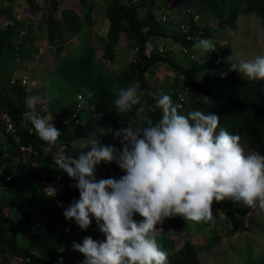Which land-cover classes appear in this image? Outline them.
<instances>
[{
    "label": "trees",
    "instance_id": "obj_1",
    "mask_svg": "<svg viewBox=\"0 0 264 264\" xmlns=\"http://www.w3.org/2000/svg\"><path fill=\"white\" fill-rule=\"evenodd\" d=\"M103 1L106 3L104 15L109 25L105 55L113 58L114 48L118 46L123 35L125 40L131 43L129 48L135 51L133 61L128 71L111 77L96 70L92 49L83 51L75 58H59L46 80L48 90H43L41 93V102L36 105V112L41 116H47L53 110L64 113V102L71 97L82 100L87 108L93 109L81 113L77 124L74 122L65 124L63 114L55 119L54 126L62 134L57 146L52 148L48 156L43 154L44 142L36 136L27 115L30 109L26 103L28 98L26 87L17 82L11 86L9 92L0 90V115L7 116L12 124L10 131L7 130L6 125L0 127L4 136V140H0V190L3 196L0 199V264H9L12 259H18L21 264H58L56 261L58 254L71 242L69 239L71 224L65 220L64 208L60 205L68 206L73 200L79 199V193L71 187L75 183L71 179L63 186L56 182L53 187L58 189L55 197L59 206L53 204L51 199L46 203L41 202L45 194L40 183L55 182L57 171L52 161L53 153L61 147H68L73 140L86 138L93 132L101 139L102 144L113 143L107 128L111 126L114 130L118 129L121 126L120 121L121 124L132 123L136 126L135 111L140 105L134 106L128 113L120 114V117L115 112L116 90L113 86L116 83L126 87L133 81L138 82L139 90L145 93L141 97V104L144 103L146 107L145 115L150 116L154 122L158 120L161 112L158 109L151 110L155 101L147 95L148 92L156 94L157 92L147 86L144 77V74L158 63L166 62L171 65L182 77L184 88L193 87L206 96V100L210 103L209 108L201 98H198L193 104V110L219 115L220 127L230 134L240 135L241 142L244 141L251 151L264 155V82H248L247 78H234L225 69L226 46L217 47L216 51L210 52L202 63H197L195 58H189V66H181L166 59L164 53L159 54L157 48L165 43L153 39L159 36L167 41L171 39L190 52V48L195 43L187 41L180 33L179 28L182 24H188L190 32L198 35L199 39H208L212 37L213 30L203 29L198 23V19L206 13L215 17L218 30L225 27L235 29L236 21L241 14L254 15L264 23V0H188V4L194 8L193 13L190 14L188 10L189 12L176 15L173 20L166 18L164 21L162 17L166 15L162 8L166 4L165 0ZM30 3L35 11L37 8L33 7L32 1ZM57 4V0H50L52 12L57 11ZM227 5L230 8H226ZM140 9H144L143 14L140 13ZM84 18L88 20L89 13L86 12L83 17H79L70 9L63 10L61 21L55 20L52 14H49L46 22L47 41L58 45V52L62 51L67 39H61L60 34L62 31H69L73 35L81 32L87 27ZM10 19L11 25H7L4 29L0 28V72L2 73L5 68L8 81L18 66L17 59L24 58L23 49L26 46V41L21 40L17 33V29L22 27L23 23L14 17ZM159 22L166 24L168 29L162 28ZM147 45L152 47L149 57L146 55ZM221 73H227L226 77H222ZM200 77L205 81H213L216 78L224 80L221 82L220 90H215L207 85H200L198 81ZM85 89L92 93L91 98L84 92ZM177 95L178 93L174 92L175 103L178 100ZM99 127L105 128L103 134L99 131ZM31 129L32 133H30ZM21 147L25 150L22 151ZM24 153H27L28 157L24 158ZM100 171L101 169L97 170L98 178H101ZM232 209L240 215L247 212V209L238 207ZM5 210L9 213L7 214ZM71 223L79 230L82 240L85 236H91L95 240L104 239L94 220L86 232L81 231L75 222ZM23 225L33 232V239L27 246L19 245L15 233L17 227ZM170 225L175 234L181 232L178 217L170 219ZM67 227L69 230L65 233ZM161 247L167 252L168 264L198 262V252L189 241H185L182 246L174 250V243L163 236ZM83 259L81 254L78 264H81Z\"/></svg>",
    "mask_w": 264,
    "mask_h": 264
},
{
    "label": "clouds",
    "instance_id": "obj_2",
    "mask_svg": "<svg viewBox=\"0 0 264 264\" xmlns=\"http://www.w3.org/2000/svg\"><path fill=\"white\" fill-rule=\"evenodd\" d=\"M193 47L212 53L217 46L211 39H198ZM231 71L239 72L248 82H264V55L232 63ZM113 87L119 117L140 105L135 111L136 126L120 121L118 129L107 128L114 143L102 144L93 132L81 139L84 150L69 155L61 147L52 157L55 170L66 173L75 182L71 187L79 193V199L68 206L60 205L65 220L75 222L84 232L94 220L104 237L95 240L85 236L81 243L72 242V250L84 257L81 264H168L167 252L155 238L157 225L181 217L185 224L204 223L211 230L215 227L213 203L226 199L264 209V155L246 152L240 135L220 127L219 115L201 110L181 114V106L173 103L171 95L148 92L155 101L151 110L161 112L154 122L145 115L146 107L141 104L145 93L139 90L138 82ZM84 92L91 98L90 91ZM77 101L82 102L77 98L74 106ZM40 102L39 96L27 98V115L36 136L44 142L43 154L48 156L62 133L52 123V115L36 112ZM83 106L85 113L88 108ZM99 131L103 134L105 128L99 127ZM102 164H115L123 175L98 178L97 169ZM40 187L51 202L57 200V188ZM53 204L59 206L58 200ZM59 264H63L62 258Z\"/></svg>",
    "mask_w": 264,
    "mask_h": 264
},
{
    "label": "rangeland",
    "instance_id": "obj_3",
    "mask_svg": "<svg viewBox=\"0 0 264 264\" xmlns=\"http://www.w3.org/2000/svg\"><path fill=\"white\" fill-rule=\"evenodd\" d=\"M30 1L33 2V7L37 8L35 11L32 9ZM57 1V11L52 12L50 0H0V28L4 29L7 25H11L10 17H14L23 23V26L17 29V33L21 40L26 41V46L23 49L24 58L19 57L17 59L18 66L11 79L8 81L5 68L2 73L0 72V90L2 92H9L11 86L18 82L26 87L28 98L31 96L41 97L43 90L47 89L48 83L46 80L59 58H75L89 49H92L96 70L107 73L111 77H116L123 71L129 70L135 51L129 48L131 43L126 41L123 35L118 46L114 48L113 58L105 55L109 25L104 15L106 3L103 0ZM164 2L166 4L163 5L162 11L165 13L167 20H173L176 15L184 14L188 10L190 14L194 12V8L188 4V0H165ZM226 8H230V6L227 5ZM64 9L73 10L79 17H83V14L87 12L89 13V19L84 18L83 21L87 27L76 33V35L75 33L74 35L71 34L69 31H62L60 34L61 39L67 40L63 44V50L58 52V45L47 41L46 22L49 14H52L55 20L61 21ZM140 10V13L143 14L144 9ZM158 15L160 18L161 11ZM159 23L162 28L168 29L166 24ZM198 23L203 29L213 30L212 37L208 39H211L217 47H227V54L224 58L225 69L234 78H241L242 76L237 71H231L232 63H238L241 60L248 61L258 55H264V23L254 15L244 16L241 14L236 21L235 29L225 27L218 30V22L209 13L200 17ZM159 37L153 39L164 41L162 53L167 57L166 59L181 66H189V56L183 53L184 48L180 44L171 39L167 41ZM147 46V50H149L151 47ZM190 52L196 54L194 58L197 63L204 62L210 53V51L205 52L194 49L193 46L190 48ZM26 57L29 61L26 60ZM144 77L147 86L151 90H155L158 95L161 93L169 94L173 100L174 92L178 95L181 94L183 99L178 102L181 106L179 109L181 114L193 111V104L198 98L203 100L207 108L210 106L206 96L195 88L189 87V91L184 92L182 77L166 62L154 65L150 71L144 74ZM200 78L198 80L200 85H207L215 90H220L221 82L224 80L223 78H216L213 81H205L202 77ZM133 83L136 82L133 81L127 86ZM76 100V98L71 97L64 102V113H60L58 110L49 112L47 116H53L52 123L54 124L55 119L61 114L64 115V121L67 122V119L74 113L73 103ZM173 103L177 104L174 101ZM88 109L92 110L93 108L88 107ZM4 123L5 116L0 115V127L5 125ZM0 140H4L1 131ZM115 143L119 147V143ZM241 144L246 152H251L244 141ZM85 146L81 139H75L64 149H66L67 154L74 155L75 153L72 151L84 150ZM60 150L61 148L58 151ZM56 152L53 154L55 155ZM25 157H28L27 153H24ZM98 169H101L100 177L104 179L109 177L118 179L123 175L115 164H102ZM2 197V191L0 190V199ZM48 199V196H45L41 202L46 203ZM235 207L247 209V212L240 215L232 209ZM5 212L9 213L8 210H5ZM212 213L215 218V227L211 230L202 223L193 224L188 222L185 224L184 220L178 217L181 232L175 234L171 228L170 219L166 220L162 225H157L158 231L155 233L157 243L161 247V239L164 236L165 239L174 243V250H176L185 241H189L198 252L197 264H261L264 262V209H260L258 205L254 208H247L226 199L223 202H214ZM135 218L137 221L141 219L138 215ZM70 224L69 239L71 242L58 254L56 258L58 264L61 258L63 264H78L81 257L80 253L72 250V242L81 243L82 238L75 225ZM15 233L20 246H27L33 239V232L24 225L17 227ZM213 237L215 238L213 239ZM9 264H21V262L18 259H12Z\"/></svg>",
    "mask_w": 264,
    "mask_h": 264
},
{
    "label": "built area",
    "instance_id": "obj_4",
    "mask_svg": "<svg viewBox=\"0 0 264 264\" xmlns=\"http://www.w3.org/2000/svg\"><path fill=\"white\" fill-rule=\"evenodd\" d=\"M187 12H189V11H187ZM165 19H166V17L163 16L162 20L164 21ZM179 30H180V33L183 34L186 37V40L189 42L196 43L197 40L199 39L198 35H195L194 33L190 32V26L188 24H182L180 26ZM162 46H163V44L157 48L159 54H161L163 52ZM151 49H152V47L149 50H147V53H146L147 57L150 56ZM183 53L188 54L189 58H194V56L189 52V50L187 48L183 49ZM135 64L138 65V63H135ZM185 91H189V88L185 87L184 92ZM177 97H178V100L176 103L180 105V103H178V102L182 101V99H183L182 95L179 94V95H177ZM85 109L86 108L83 106L82 102L77 101L75 103V106H74V113H72L71 116L67 119V122L64 121V119H63L64 123L65 124H70L71 122H74L76 124L79 123L78 117L82 112L85 111ZM56 119H58V117ZM5 125H6L8 131L12 130V124L10 123V120L7 116H5ZM32 132H33V130L31 129L30 133H32ZM21 150L24 151L25 150L24 147H21ZM7 180H8V178H7ZM55 181L57 183H60L61 186H63L64 183H68L69 178H68L66 173H62V172L57 171L56 175H55ZM40 185L45 190L48 186H53V183L42 181L40 183ZM53 202L57 204V200H53Z\"/></svg>",
    "mask_w": 264,
    "mask_h": 264
},
{
    "label": "crops",
    "instance_id": "obj_5",
    "mask_svg": "<svg viewBox=\"0 0 264 264\" xmlns=\"http://www.w3.org/2000/svg\"><path fill=\"white\" fill-rule=\"evenodd\" d=\"M150 46H151V44H150Z\"/></svg>",
    "mask_w": 264,
    "mask_h": 264
}]
</instances>
